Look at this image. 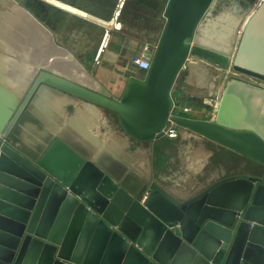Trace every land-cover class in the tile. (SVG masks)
Returning <instances> with one entry per match:
<instances>
[{"label":"water","instance_id":"obj_1","mask_svg":"<svg viewBox=\"0 0 264 264\" xmlns=\"http://www.w3.org/2000/svg\"><path fill=\"white\" fill-rule=\"evenodd\" d=\"M14 1L51 33L58 34V26L67 20L81 21L43 0ZM261 1L246 0L240 7L236 0H168L150 69L140 81L129 79L119 100L41 69L13 123L35 91L51 90L116 114L121 129L137 142L154 143L172 124L179 135L190 133L225 147L264 172V109L254 106L264 100V89L253 90L249 81L234 77L264 83ZM116 8L106 15L99 10L86 13L110 23ZM207 16L225 39L197 36ZM87 26L94 41L100 26ZM100 28L102 42L98 49L93 46L95 57L108 36ZM190 57L234 74L213 122L171 115V92ZM243 99L256 101L254 120H247L240 107ZM7 136L0 132V228L6 226L17 236L0 232V264H264V176H231L178 202L159 190L147 194L146 189L133 192L122 183L110 186L105 172L59 140L37 157ZM24 201L31 208L19 206Z\"/></svg>","mask_w":264,"mask_h":264},{"label":"crops","instance_id":"obj_2","mask_svg":"<svg viewBox=\"0 0 264 264\" xmlns=\"http://www.w3.org/2000/svg\"><path fill=\"white\" fill-rule=\"evenodd\" d=\"M43 1L53 6L48 0ZM56 1L84 13L99 10L92 1ZM161 1L133 0L127 8L125 4L118 19L121 25L119 32L113 31L111 26H101L69 13L77 18L75 20L81 21L77 24L67 20L58 26L56 34L43 27L14 0H0L2 7L12 9L16 17L14 22L9 18L0 22L1 135L7 132L8 139L13 138L19 148H26L37 157L42 156L53 141L59 140L82 161L92 163L99 171L105 172L110 186L122 183L133 192L146 189L147 194L159 190L178 202L189 200L214 182L231 176H257L259 170L254 171L251 165H257L261 170L263 167L246 157L202 137L181 133L175 140L178 143L177 156L179 151L183 157L188 153L191 165L185 178H165L163 136L152 144L137 142L124 133L116 114L65 93L35 91L13 123L41 69L59 74L90 91H107L112 99L119 100L129 79L141 80V72L130 65L129 59L143 46L152 48L159 41L165 24L164 16L160 14ZM1 10L0 18L4 14ZM143 14L144 19L141 20ZM83 23L108 31L104 41L106 45H102L96 57L92 53L95 42L89 39L90 30ZM142 35L144 38H141ZM101 42H96L97 49ZM69 55L70 60L67 59ZM51 63L59 69L51 68ZM63 68L69 70L63 71ZM184 142L186 152L182 151ZM155 155L157 158L154 160ZM21 204L19 206L25 208L32 206L31 203L28 206L27 201ZM61 216H55V220H62ZM4 228H0V232L17 236L6 226Z\"/></svg>","mask_w":264,"mask_h":264},{"label":"rangeland","instance_id":"obj_3","mask_svg":"<svg viewBox=\"0 0 264 264\" xmlns=\"http://www.w3.org/2000/svg\"><path fill=\"white\" fill-rule=\"evenodd\" d=\"M49 2L51 0H48ZM56 2V0H53ZM125 0H120L118 4V8L116 10V15L113 18V21L110 23H103V21L98 19H89L86 13H82V15L88 18L87 20L92 21L98 25L110 27L113 31L119 32L121 30V25L118 22V19L121 17L120 11L122 9L123 3ZM168 0L161 1V11L160 14H163V10L165 9L166 3ZM54 5L58 8L69 12V7L62 3H55ZM133 0L126 1V8L131 4ZM262 2V1H261ZM51 3V2H50ZM59 4V5H58ZM71 9H74L71 7ZM79 11V10H77ZM80 16V15H76ZM123 17V16H122ZM85 19V18H83ZM123 20V19H121ZM120 20V21H121ZM214 19L207 16L201 24V27L197 33V36L202 39L205 35L211 37L213 34H217V31L213 29ZM139 24H137L138 26ZM128 30V28H126ZM98 35L94 39L96 43L100 37L103 35V29L98 28ZM91 31H94V29ZM141 38H144L143 35ZM110 39V36H109ZM100 41V40H99ZM146 42V41H143ZM107 43V41H106ZM147 43V42H146ZM105 44V43H104ZM106 45V44H105ZM104 45V47H105ZM95 50L93 49L92 53ZM188 75L185 76V81L181 85V90L177 91V87L180 86V78L175 82V86L171 92V99L173 101L174 110L173 115L175 117H180L188 120L194 121H205V122H213L218 110V106L221 103L222 91L226 84V80H228L232 74L229 68H221L215 67L213 64L209 62H205L204 60L197 59L194 57H190L187 62V70L185 71ZM141 80L144 79L145 74L141 73ZM182 75V74H181ZM180 75V76H181ZM221 77V81L217 83L216 78ZM215 78V79H214ZM188 79V81H187ZM206 81L216 82L213 84V88L208 86ZM190 97L192 100L187 101V97ZM184 110H188V113H185ZM179 137V135H178ZM178 143L177 141L168 140V138H163V177H171L176 176L177 178H185L187 175V171L191 163L189 162L188 153L183 157L182 153L179 151L180 155H178ZM186 143L182 146V151L186 152ZM156 155L154 156L155 160ZM158 161V160H157ZM254 167V168H253ZM257 165H251V168L258 171V175L255 177H263L264 172ZM180 176V177H179Z\"/></svg>","mask_w":264,"mask_h":264},{"label":"built area","instance_id":"obj_4","mask_svg":"<svg viewBox=\"0 0 264 264\" xmlns=\"http://www.w3.org/2000/svg\"><path fill=\"white\" fill-rule=\"evenodd\" d=\"M120 2V0H119ZM118 2V4H119ZM118 4H117V8H118ZM116 8V10H117ZM116 10H115V13H114V16L116 15ZM157 44L154 45L152 48H149L147 46H143L141 49H139L137 51V53H135L130 59H129V63L131 66H133L135 69H137L138 71H140L141 73L145 74L149 69H150V66H151V59H152V56H153V53H154V50L156 48ZM188 62V60H187ZM186 62V64H187ZM186 64L184 66V69L186 70ZM184 70V71H185ZM234 74H231V76H233ZM230 76V77H231ZM234 77H238L240 79H243L245 81H249V83L251 85H254L260 89H264V83L263 82H259V81H256L254 79H247L245 77H241V76H238V75H235ZM174 105H173V110H174ZM173 110H172V113L171 115H173ZM185 113H188V110H184ZM178 131H177V128L175 127V125H168L166 126L162 132L160 133V136H163V138H168L169 140H176L178 139ZM159 136V137H160Z\"/></svg>","mask_w":264,"mask_h":264},{"label":"flooded vegetation","instance_id":"obj_5","mask_svg":"<svg viewBox=\"0 0 264 264\" xmlns=\"http://www.w3.org/2000/svg\"><path fill=\"white\" fill-rule=\"evenodd\" d=\"M76 1H79V2H87V1H91V0H76ZM93 1H95V3H93V4H95L98 8H99V11H100V13L101 14H104V15H106V13H108L110 10H111V7L112 6H115V5H117L118 4V2H119V0H93ZM263 1V0H262ZM236 2L238 3V4H240V7H244V5H245V2H246V0H236ZM2 3L0 2V10L2 11V12H4V14H3V16L0 18V22H2L3 20H5L6 18H9V19H11L10 21H13L14 22V19L16 18L15 17V14H14V11L12 10V9H7V10H5V8L4 7H2V5H1ZM59 5V4H58ZM219 8H221V6L219 7ZM93 9V8H92ZM115 10V9H114ZM230 17V19L232 18V15H230L229 16ZM144 19V14L141 16V20H143ZM244 21V20H243ZM242 21V22H243ZM13 22H11V23H13ZM135 22V21H134ZM243 24V23H242ZM242 24H241V26L239 27V29L237 28L236 29V32L235 33H239V31L241 30V28H243V26H242ZM222 30H224V27H223V29ZM220 33H221V29H219V31H217V34H213L211 37H213V40H221V39H225V37L226 36H220ZM227 33V32H226ZM225 34V33H224ZM210 38V37H209ZM185 71H184V73H182V75H181V77H180V86L179 87H177L178 89H177V91H180L181 90V85L183 84V81H185ZM215 79V78H214ZM207 82V84H208V86L211 88V90L212 89H214L213 88V84H216V82L214 81V82H212V81H206ZM251 88L253 89V90H257L258 91V88L256 87V86H254V85H251ZM261 90V89H260ZM262 91V90H261Z\"/></svg>","mask_w":264,"mask_h":264},{"label":"bare ground","instance_id":"obj_6","mask_svg":"<svg viewBox=\"0 0 264 264\" xmlns=\"http://www.w3.org/2000/svg\"><path fill=\"white\" fill-rule=\"evenodd\" d=\"M126 1L127 0H125L124 2L125 3H123V6H122V9H121V11H120V14H122L123 13V11H124V8H125V4H126ZM49 2V1H48ZM51 2V3H50ZM49 3L50 4H52L54 7H57V6H55L54 5V2L55 1H53V0H51ZM61 2V1H60ZM60 2H58V1H56L55 3H60ZM58 8V7H57ZM60 9V8H59ZM65 11V10H64ZM67 12V11H66ZM81 12L82 11H77V9H71V7H69V12L68 13H70V14H72V15H80L79 17L80 18H85L86 20L88 19V18H86V16H84V15H82L81 14ZM82 13H84V12H82ZM87 17H89V19H95V18H93V17H91V16H89V15H87ZM58 55V54H57ZM60 56V55H59ZM50 67L51 68H56V69H59L58 68V66L57 65H54V63H51V65H50ZM64 69H66V71H68L69 69H67V68H63V71H65ZM186 70H187V64H186ZM185 70V71H186ZM188 75V74H187ZM218 79H219V77L218 78H216L215 80L216 81H218ZM187 81H188V79H187ZM227 82H226V84L228 83V81H229V79L228 80H226ZM226 84H224L225 85V87H224V90L222 91L223 93H222V96H220V98L222 99V97L224 96V94H225V91H226ZM234 96L236 97V98H240L241 97V95L239 94V93H234ZM264 101V100H263ZM262 100L260 101L261 103H259V102H256V101H252V102H247V101H245L244 99H243V103L242 104H240L241 106L240 107H242V108H244L245 109V111L247 112V120H250L251 119V117H252V110H253V104H254V106H255V108H257L256 110H258V111H260L261 112V109L263 108L264 109V102H263ZM251 120H254V119H251ZM95 136V135H94ZM179 138V137H178ZM119 141V140H118ZM106 142V141H105ZM104 143V142H103ZM97 146V145H96ZM95 149H96V147H95ZM186 196H187V194H186ZM185 199V198H184Z\"/></svg>","mask_w":264,"mask_h":264}]
</instances>
